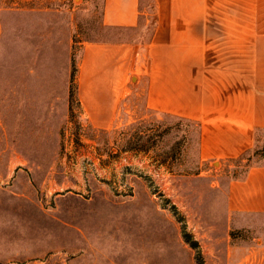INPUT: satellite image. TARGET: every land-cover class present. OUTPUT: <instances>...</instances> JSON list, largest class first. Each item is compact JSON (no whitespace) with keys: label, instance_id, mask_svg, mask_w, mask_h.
<instances>
[{"label":"rangeland","instance_id":"rangeland-1","mask_svg":"<svg viewBox=\"0 0 264 264\" xmlns=\"http://www.w3.org/2000/svg\"><path fill=\"white\" fill-rule=\"evenodd\" d=\"M103 7L0 0V264H264V215L227 205L264 165V131L244 158L204 161L199 123L149 108L141 71L95 124L85 47L146 45L156 26L155 0L133 29L105 26Z\"/></svg>","mask_w":264,"mask_h":264},{"label":"crops","instance_id":"crops-1","mask_svg":"<svg viewBox=\"0 0 264 264\" xmlns=\"http://www.w3.org/2000/svg\"><path fill=\"white\" fill-rule=\"evenodd\" d=\"M140 4L104 0L103 24L136 28ZM155 5L156 26L146 45L85 47L84 109L95 124L111 125L119 103L135 87L126 86L125 75L133 81L141 71L136 88H144L149 108L199 123L202 160L240 158L264 131V0H155ZM227 205L231 213L264 215V165L230 182Z\"/></svg>","mask_w":264,"mask_h":264},{"label":"trees","instance_id":"trees-1","mask_svg":"<svg viewBox=\"0 0 264 264\" xmlns=\"http://www.w3.org/2000/svg\"><path fill=\"white\" fill-rule=\"evenodd\" d=\"M76 72H77V69L74 70V72L72 73V79L75 80V77H76ZM246 154V153H245ZM245 154L243 156L240 157V159L244 158Z\"/></svg>","mask_w":264,"mask_h":264}]
</instances>
